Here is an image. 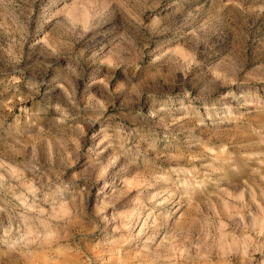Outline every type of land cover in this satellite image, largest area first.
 <instances>
[{
	"label": "rangeland",
	"instance_id": "rangeland-1",
	"mask_svg": "<svg viewBox=\"0 0 264 264\" xmlns=\"http://www.w3.org/2000/svg\"><path fill=\"white\" fill-rule=\"evenodd\" d=\"M0 264H264V0H0Z\"/></svg>",
	"mask_w": 264,
	"mask_h": 264
},
{
	"label": "bare ground",
	"instance_id": "bare-ground-1",
	"mask_svg": "<svg viewBox=\"0 0 264 264\" xmlns=\"http://www.w3.org/2000/svg\"><path fill=\"white\" fill-rule=\"evenodd\" d=\"M148 216V215H147ZM147 219V218H146ZM145 222V221H144Z\"/></svg>",
	"mask_w": 264,
	"mask_h": 264
}]
</instances>
